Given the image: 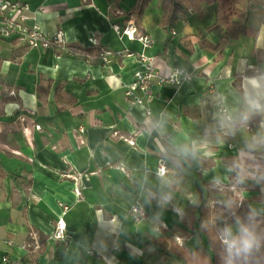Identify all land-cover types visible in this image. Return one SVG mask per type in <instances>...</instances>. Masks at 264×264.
Listing matches in <instances>:
<instances>
[{
    "label": "crops",
    "instance_id": "0c3cea01",
    "mask_svg": "<svg viewBox=\"0 0 264 264\" xmlns=\"http://www.w3.org/2000/svg\"><path fill=\"white\" fill-rule=\"evenodd\" d=\"M11 1L27 5L26 25L61 33L76 52L0 38V264H164L174 255L162 253L159 240L189 252L200 241L208 246L201 230L187 226L199 192L209 217L232 197L242 201L241 213L264 201L260 186L233 190L225 172L243 155L244 134L214 143L195 161L161 150L204 136L201 99L238 84L244 62L264 65V0L245 2L247 32L237 38L210 29L213 3H203L201 14L177 13L165 27L167 11L157 0L140 12L137 0ZM129 20L149 45L116 32ZM102 48L120 55L104 64ZM148 68L161 74L181 68L193 76L154 86L149 98L136 88L131 99L142 102H130L125 92L134 73ZM161 116L165 134L149 135L146 122ZM160 165L176 181L171 188L161 184ZM213 177H223L221 191ZM167 192L172 200L161 206ZM133 205L145 211L139 222L129 213ZM58 219L65 239L53 238ZM195 235L200 241L188 247Z\"/></svg>",
    "mask_w": 264,
    "mask_h": 264
},
{
    "label": "clouds",
    "instance_id": "9594fccd",
    "mask_svg": "<svg viewBox=\"0 0 264 264\" xmlns=\"http://www.w3.org/2000/svg\"><path fill=\"white\" fill-rule=\"evenodd\" d=\"M236 72L238 84L217 89L200 101L207 119V133L196 139L172 141L162 145L161 150L179 161H195L208 155L214 143L244 134L243 155L227 166L225 172L232 177L233 190L260 186L264 192V65L250 66L244 62ZM253 125L256 127L251 131ZM146 131L149 135L163 136L166 119L161 116L148 120ZM158 175L161 184L168 188L176 182L163 169ZM212 184L214 190L221 191L223 177H213ZM171 200L172 194L167 192L158 202L166 206ZM223 206L228 210V219L222 226H216L219 264H264V201L249 203L242 213L238 211L244 206L242 201L227 200ZM172 211L177 209L173 207ZM202 227L207 230L206 225Z\"/></svg>",
    "mask_w": 264,
    "mask_h": 264
},
{
    "label": "built area",
    "instance_id": "2783aa9c",
    "mask_svg": "<svg viewBox=\"0 0 264 264\" xmlns=\"http://www.w3.org/2000/svg\"><path fill=\"white\" fill-rule=\"evenodd\" d=\"M27 9V5L20 1L0 0V38L13 40L27 48L47 49L53 47L69 54L76 52L73 47L66 44L61 33L49 35L37 25H26L24 22L26 18L24 11ZM115 30L127 40L138 39L144 46L150 43L147 36H136L135 25L132 20H129L123 28L115 27ZM131 54L128 53L127 56ZM119 55V52H113L104 48L98 51V57L104 64H109L113 57ZM192 76L191 72L181 68H174L168 74H161L153 68H148L134 73L133 83L125 94L130 102L137 101L141 103V98L134 97V99H131L134 89L140 88L144 92L145 97L149 98L152 96V88L154 86H161L163 84L179 85L182 82L189 81ZM161 169L165 170L166 173L168 172V169L164 165H160L157 174ZM129 213L135 222H139L143 218L145 211L141 206L133 205L130 207ZM52 235L55 239H65L67 237L62 219H58L55 222Z\"/></svg>",
    "mask_w": 264,
    "mask_h": 264
},
{
    "label": "trees",
    "instance_id": "16d2710c",
    "mask_svg": "<svg viewBox=\"0 0 264 264\" xmlns=\"http://www.w3.org/2000/svg\"><path fill=\"white\" fill-rule=\"evenodd\" d=\"M151 0H137L136 9L139 12ZM161 7L166 9L167 13L163 20L164 26H168L174 20L177 13L185 14L188 11L197 12L201 14V6L203 3L216 4V11L214 14L213 24L210 29L216 30L225 38H237L238 36L247 32L245 25V18L247 10L245 2L247 0H157ZM202 193H198L195 201L189 206L190 219L187 226L192 229V233L201 230L207 238L208 246L201 241L197 248L189 252L180 249L177 246L166 243L163 239L156 242L157 247L160 248L162 253L169 256H176L180 260V264H219L218 261V245L215 243L216 229L207 226L206 222L209 219L207 212L206 200ZM224 220L220 219L217 226H222ZM230 222V221H229ZM202 225L207 226L204 230ZM30 250V249H29Z\"/></svg>",
    "mask_w": 264,
    "mask_h": 264
},
{
    "label": "rangeland",
    "instance_id": "374dc122",
    "mask_svg": "<svg viewBox=\"0 0 264 264\" xmlns=\"http://www.w3.org/2000/svg\"><path fill=\"white\" fill-rule=\"evenodd\" d=\"M233 200V197H232ZM236 201V200H235ZM243 208V207H241ZM220 214V215H219ZM222 214V215H221ZM219 215V216H218ZM225 216V217H224ZM228 219V213H226V208L214 206L212 207V213L208 219V227L216 229L217 222L220 221V219ZM224 220V221H225ZM197 241H200L197 235L189 237V240H187V246L188 247H193ZM164 264H177L179 263V260L173 256V257H168L167 260L164 261Z\"/></svg>",
    "mask_w": 264,
    "mask_h": 264
}]
</instances>
